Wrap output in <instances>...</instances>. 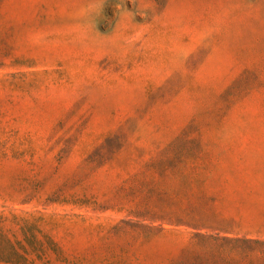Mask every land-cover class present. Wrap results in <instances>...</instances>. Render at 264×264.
I'll return each mask as SVG.
<instances>
[{
	"label": "rangeland",
	"instance_id": "1",
	"mask_svg": "<svg viewBox=\"0 0 264 264\" xmlns=\"http://www.w3.org/2000/svg\"><path fill=\"white\" fill-rule=\"evenodd\" d=\"M200 236L264 263V0H0V264Z\"/></svg>",
	"mask_w": 264,
	"mask_h": 264
},
{
	"label": "trees",
	"instance_id": "2",
	"mask_svg": "<svg viewBox=\"0 0 264 264\" xmlns=\"http://www.w3.org/2000/svg\"><path fill=\"white\" fill-rule=\"evenodd\" d=\"M129 203L131 205V209H128L127 211L135 217L145 216L150 213L149 207L146 202L139 201L137 198H135V196H132V199L129 201ZM138 225L143 228H148L147 226H142L140 224ZM146 239L147 237L142 238L141 242H145ZM192 243L194 244L191 247L179 248L172 256L166 259L168 260L166 264H244V262H240L238 260V254L236 251L237 247L234 245L236 243L235 239L231 240L229 238L200 236ZM55 257H59V254L57 255L56 253ZM173 258H177V262L171 263V261H173ZM58 261L61 262V260ZM62 261L67 264L69 262L67 260ZM117 263L120 264L124 262H121L120 260H114L106 264ZM246 263L251 264L250 262ZM80 264L90 263L86 262V260L84 259H80ZM99 264L105 263L100 262Z\"/></svg>",
	"mask_w": 264,
	"mask_h": 264
}]
</instances>
